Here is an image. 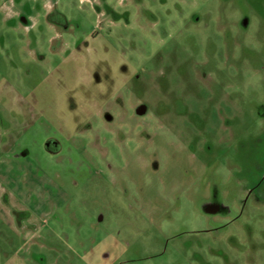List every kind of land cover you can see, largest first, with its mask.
<instances>
[{"label": "rangeland", "instance_id": "374dc122", "mask_svg": "<svg viewBox=\"0 0 264 264\" xmlns=\"http://www.w3.org/2000/svg\"><path fill=\"white\" fill-rule=\"evenodd\" d=\"M260 105L264 0H0V264H264Z\"/></svg>", "mask_w": 264, "mask_h": 264}, {"label": "flooded vegetation", "instance_id": "af4514ba", "mask_svg": "<svg viewBox=\"0 0 264 264\" xmlns=\"http://www.w3.org/2000/svg\"><path fill=\"white\" fill-rule=\"evenodd\" d=\"M52 22L54 23H58V25H65V27H67V20H62V21H58L57 19H50ZM249 27L244 28V30H247ZM257 110V109H256ZM255 110V113H256ZM258 114L260 115V117H264L263 113H264V105H260L258 108ZM45 148L50 151V152H54L57 153L60 151L61 149V144L60 141L58 140V138H55V136H49L46 138L45 140ZM261 152H264V148L261 149ZM258 164L260 165L257 170V176H255L254 180H252V182L247 185L244 186L245 188V192H248V194L254 193V192H261L263 191L264 194V159H260L257 160ZM240 203L243 202V197H241L240 199ZM208 211L213 212V211H217V208L215 206V204H210L207 208ZM31 259H28V262H31ZM36 264H43V260L39 261L36 259Z\"/></svg>", "mask_w": 264, "mask_h": 264}, {"label": "crops", "instance_id": "0c3cea01", "mask_svg": "<svg viewBox=\"0 0 264 264\" xmlns=\"http://www.w3.org/2000/svg\"><path fill=\"white\" fill-rule=\"evenodd\" d=\"M73 134H74V132L73 133H70V135H71V138L73 137ZM75 134H77V133H75ZM59 140V139H58ZM60 144H61V142H60ZM74 148L75 149H80L79 148V146L77 145V146H74ZM48 151V150H47ZM62 151V145H61V149H60V151L59 152H57V153H54V152H50L51 154H58V153H60ZM150 258H153V256H151V257H149V259ZM53 259H54V261H53V263H57V264H63L64 263V261H65V259H66V257H60V256H54L53 257ZM68 262V261H67Z\"/></svg>", "mask_w": 264, "mask_h": 264}, {"label": "water", "instance_id": "95a60500", "mask_svg": "<svg viewBox=\"0 0 264 264\" xmlns=\"http://www.w3.org/2000/svg\"><path fill=\"white\" fill-rule=\"evenodd\" d=\"M143 111H145V107H140L139 108V113H142Z\"/></svg>", "mask_w": 264, "mask_h": 264}, {"label": "trees", "instance_id": "16d2710c", "mask_svg": "<svg viewBox=\"0 0 264 264\" xmlns=\"http://www.w3.org/2000/svg\"><path fill=\"white\" fill-rule=\"evenodd\" d=\"M51 19H56V17H53V14H52V16L50 17Z\"/></svg>", "mask_w": 264, "mask_h": 264}]
</instances>
